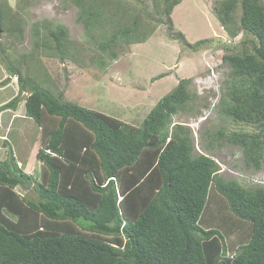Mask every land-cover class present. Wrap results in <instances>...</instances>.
<instances>
[{"label": "trees", "instance_id": "obj_1", "mask_svg": "<svg viewBox=\"0 0 264 264\" xmlns=\"http://www.w3.org/2000/svg\"><path fill=\"white\" fill-rule=\"evenodd\" d=\"M74 2L87 31L107 21L102 19L104 5L97 0ZM161 2L160 14L170 18L181 0ZM238 7L241 17L236 24ZM215 11L231 38L240 32L252 38L223 57L230 73L217 108L224 120L253 130L206 131L204 150L229 144L241 151L246 170L260 171L264 2L222 0ZM7 19L0 7L1 23ZM41 26L33 28L36 48L49 47L64 59L67 30H53L48 22ZM43 29L48 42L39 40ZM131 33L115 32L100 50L109 51L119 35ZM0 54L20 84L19 95L0 111L16 109L29 90L26 116L41 129L38 179L19 167L12 154V159L0 161V264H264V186L246 188L225 179L215 159L196 152L192 129L173 122L193 98L191 79L181 80L137 126L67 102L63 94L55 96L37 77L22 76L2 55L6 51L1 43ZM19 187L33 189L38 198L22 196ZM214 191L237 219L250 223L246 238L230 256L223 234L202 226L213 219V212L205 215ZM223 205L218 209H227Z\"/></svg>", "mask_w": 264, "mask_h": 264}, {"label": "rangeland", "instance_id": "obj_2", "mask_svg": "<svg viewBox=\"0 0 264 264\" xmlns=\"http://www.w3.org/2000/svg\"><path fill=\"white\" fill-rule=\"evenodd\" d=\"M97 1L104 5L102 19L107 21L89 32L78 20L80 9L74 0H0V7L8 14V19L0 26V43L6 51L2 55L11 60L22 76L37 77L36 80L55 96L63 94L67 102L137 126H141L149 112L181 80L191 79L189 87L193 98L186 110L174 117V124L192 129L196 152L215 159L225 179L237 180L246 188L264 186V164L260 171L246 170L238 148L229 144L217 146L218 143L214 151L204 150L207 139L202 135L206 131L215 132L222 127L228 132L253 130L244 124L224 120L217 108L230 73L223 57L244 46L243 40H252L244 32L234 38L229 36L215 11L222 0H181L170 18L160 14L164 2L161 0ZM240 17L241 8L238 7L234 23L238 24ZM46 22L53 30L57 26L67 30L64 59L49 47L46 50L41 46L36 48L38 40L34 36V25L43 26ZM12 30L18 32L12 35ZM123 30L132 33L119 35L109 51L100 50L101 43L110 41L115 32ZM39 40L49 41L44 29ZM201 42L204 44L197 46ZM249 45L250 42L246 47ZM1 73L4 80L0 87H10L0 90V102L13 95L17 84L20 89L17 77L12 76L0 59ZM16 79L17 83H14ZM27 91L22 97V105L30 94ZM5 125L8 126V121ZM8 128L9 143H13L14 152L11 148L8 151L15 154L16 162L18 158L22 160L20 166L30 173L37 161L41 129L27 116L24 120L12 121ZM39 171H35L37 179ZM16 191L30 200L38 198L31 188L19 187ZM219 197L214 191L211 210L205 215L210 216L213 212V219L202 226L218 229L223 234L227 242L223 244L230 256L240 240L246 238L250 223L237 219ZM221 203L227 209H218Z\"/></svg>", "mask_w": 264, "mask_h": 264}, {"label": "crops", "instance_id": "obj_3", "mask_svg": "<svg viewBox=\"0 0 264 264\" xmlns=\"http://www.w3.org/2000/svg\"><path fill=\"white\" fill-rule=\"evenodd\" d=\"M3 78H4V75H3V73H1L0 82L2 80H4ZM17 79H16V81L14 80V83H17ZM8 87H10V85L7 87H5V86L0 87V90H3L5 88L7 89ZM12 92H13V95L10 96V98L5 99L2 102H0V108L3 107L4 105L8 104L10 101L15 99L19 95L20 89L18 87V84L16 85V88H14V91H12ZM21 103L22 102H20V104L18 105V107L16 109H7L4 111H0V141L2 142L0 144V161H5L8 158H10L11 154H10V150L8 151V149L11 148V150L13 151V147H14L13 143H11V144L9 143V141H10L9 128H8L9 124L12 121L17 120V119H23V120L25 119V116H26L25 105L24 104L22 105ZM24 103H25V101H24ZM5 121L6 122L8 121V126L5 125ZM39 148H40V145H39ZM32 153L34 154L35 151H33ZM30 155H32V154H30ZM36 156H37V154H36ZM14 157H15V154H14ZM15 159H16V157H15ZM17 160H18L17 162H18L19 167H21L20 165H22V162H21L22 160H20L19 158ZM40 167H41L40 163L37 160L36 163H34L31 167L32 171H30V173L29 172H27V173L35 176V171L37 169L40 170ZM39 175H40V173H39ZM35 177L37 178V175Z\"/></svg>", "mask_w": 264, "mask_h": 264}, {"label": "water", "instance_id": "obj_4", "mask_svg": "<svg viewBox=\"0 0 264 264\" xmlns=\"http://www.w3.org/2000/svg\"><path fill=\"white\" fill-rule=\"evenodd\" d=\"M0 26H1V21H0ZM0 30H1V28H0Z\"/></svg>", "mask_w": 264, "mask_h": 264}, {"label": "clouds", "instance_id": "obj_5", "mask_svg": "<svg viewBox=\"0 0 264 264\" xmlns=\"http://www.w3.org/2000/svg\"><path fill=\"white\" fill-rule=\"evenodd\" d=\"M18 78V77H17Z\"/></svg>", "mask_w": 264, "mask_h": 264}]
</instances>
